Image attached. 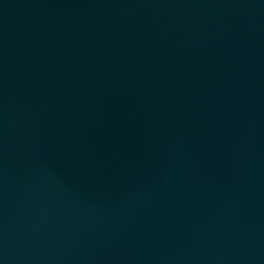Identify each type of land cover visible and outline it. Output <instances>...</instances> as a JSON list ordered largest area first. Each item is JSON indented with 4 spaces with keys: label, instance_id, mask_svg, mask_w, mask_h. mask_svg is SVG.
<instances>
[{
    "label": "water",
    "instance_id": "obj_1",
    "mask_svg": "<svg viewBox=\"0 0 264 264\" xmlns=\"http://www.w3.org/2000/svg\"><path fill=\"white\" fill-rule=\"evenodd\" d=\"M86 0H0V214L33 116Z\"/></svg>",
    "mask_w": 264,
    "mask_h": 264
}]
</instances>
